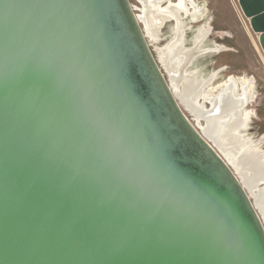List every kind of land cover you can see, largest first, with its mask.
<instances>
[{"label":"water","instance_id":"95a60500","mask_svg":"<svg viewBox=\"0 0 264 264\" xmlns=\"http://www.w3.org/2000/svg\"><path fill=\"white\" fill-rule=\"evenodd\" d=\"M237 2L264 53V0ZM163 71L129 0H0V264H264Z\"/></svg>","mask_w":264,"mask_h":264},{"label":"bare ground","instance_id":"6f19581e","mask_svg":"<svg viewBox=\"0 0 264 264\" xmlns=\"http://www.w3.org/2000/svg\"><path fill=\"white\" fill-rule=\"evenodd\" d=\"M139 1L146 6L144 9L142 7L141 15L136 14L143 24L147 37L158 39L161 27L167 21L176 22V26L171 29L168 42L160 52L162 65L169 75L171 89L179 103L181 104L182 100L198 122L204 121L201 133L209 138L207 140L214 149H218L216 151L233 165L236 172L224 158L234 173H237L263 220L264 154L243 135L248 127L245 107L252 96V80L230 77L213 87L211 84L214 75L208 79L199 78L192 69L188 70L194 57L206 51L197 44L204 39L209 29L205 25L199 26L193 38L194 44L186 48L185 18L196 20L200 15L206 14L205 7L194 4L192 0ZM164 2H170L162 8L169 11L166 15L162 14L160 8Z\"/></svg>","mask_w":264,"mask_h":264},{"label":"rangeland","instance_id":"374dc122","mask_svg":"<svg viewBox=\"0 0 264 264\" xmlns=\"http://www.w3.org/2000/svg\"><path fill=\"white\" fill-rule=\"evenodd\" d=\"M129 1L134 6L135 12L141 15L140 2ZM192 2L205 7L206 14L200 15L197 21L190 20L189 17L185 18L184 46L187 48L194 44L193 38L199 26L205 25L209 31L197 44L206 51L194 57L188 70L192 69L199 78L208 79L214 75L211 84L213 87L230 77L252 80V96L245 107L248 127L243 135L264 154V53L259 45L258 35L252 31L249 20L241 12L237 0H192ZM174 26L176 22L167 21L161 27L158 39H151L146 35L154 55L164 70V76L168 78L169 85V75L162 65L160 52L168 42ZM181 104L188 119L199 131H202L204 121L198 122L182 100ZM226 160L234 169L228 159ZM234 171L236 172L235 169Z\"/></svg>","mask_w":264,"mask_h":264},{"label":"flooded vegetation","instance_id":"af4514ba","mask_svg":"<svg viewBox=\"0 0 264 264\" xmlns=\"http://www.w3.org/2000/svg\"><path fill=\"white\" fill-rule=\"evenodd\" d=\"M139 1V0H138ZM177 0H174V1H172L171 0V2H176ZM140 2V5H141V11H142V7H143V9H144V7H146L145 5H143V3L141 2V1H139ZM170 2H164L161 6H160V8L162 9L164 6H166L167 4H169ZM162 11V14L163 15H166V14H168L169 13V11H167V10H164V9H162L161 10ZM174 21V20H173ZM175 22V21H174Z\"/></svg>","mask_w":264,"mask_h":264}]
</instances>
